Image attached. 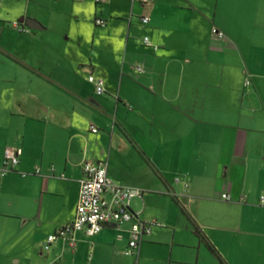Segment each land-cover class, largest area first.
<instances>
[{
    "label": "crops",
    "instance_id": "1",
    "mask_svg": "<svg viewBox=\"0 0 264 264\" xmlns=\"http://www.w3.org/2000/svg\"><path fill=\"white\" fill-rule=\"evenodd\" d=\"M8 147L0 264H222L195 228L224 264H264V0H0V168ZM86 162L162 222L134 254L129 225L43 251Z\"/></svg>",
    "mask_w": 264,
    "mask_h": 264
},
{
    "label": "built area",
    "instance_id": "2",
    "mask_svg": "<svg viewBox=\"0 0 264 264\" xmlns=\"http://www.w3.org/2000/svg\"><path fill=\"white\" fill-rule=\"evenodd\" d=\"M95 1L96 3H103L105 0ZM133 1L144 5L152 0ZM141 22L147 25L150 19L144 16L141 18ZM95 24L99 27H106V22L100 18L95 20ZM15 26L18 27L19 25L15 23ZM214 35L219 39L224 38V35L217 30H214ZM144 44L149 47H155L149 37L144 38ZM135 70L142 72V67L137 66ZM88 82L94 86L98 95L106 92L104 79L91 74L88 77ZM246 85H250L249 80H247ZM92 132L97 133L98 129L92 127ZM21 154L22 151L19 148L8 147L5 149L3 166L0 168V178L5 177L14 167L19 165ZM83 171L84 176L80 181L75 219L71 224L50 235L43 245V251H49L59 239L67 241L71 249L74 250L78 245L77 236L80 233L95 236L111 225L118 227L129 225L130 243L126 254H134L139 249L144 237L150 235L154 227L163 226L157 221L144 222L131 210L132 201L142 197L143 191L139 188L116 183L108 175L107 164L86 162ZM36 173H39V171H36ZM223 198L228 199V196L223 195ZM261 200L264 201V198Z\"/></svg>",
    "mask_w": 264,
    "mask_h": 264
},
{
    "label": "trees",
    "instance_id": "3",
    "mask_svg": "<svg viewBox=\"0 0 264 264\" xmlns=\"http://www.w3.org/2000/svg\"><path fill=\"white\" fill-rule=\"evenodd\" d=\"M195 234L201 239L202 242H204V243L206 244V246H207V248L209 249V251H210L211 253H213V254H214V255L220 260V262H221L222 264H224V262L222 261L220 255L217 253V251L215 250V248H214L211 244H209L208 242H206L205 238H203V237L201 236V234H200V232L198 231L197 228H195Z\"/></svg>",
    "mask_w": 264,
    "mask_h": 264
},
{
    "label": "water",
    "instance_id": "4",
    "mask_svg": "<svg viewBox=\"0 0 264 264\" xmlns=\"http://www.w3.org/2000/svg\"><path fill=\"white\" fill-rule=\"evenodd\" d=\"M28 24L32 29H42L36 21H30Z\"/></svg>",
    "mask_w": 264,
    "mask_h": 264
},
{
    "label": "rangeland",
    "instance_id": "5",
    "mask_svg": "<svg viewBox=\"0 0 264 264\" xmlns=\"http://www.w3.org/2000/svg\"><path fill=\"white\" fill-rule=\"evenodd\" d=\"M159 223H162L161 221H158Z\"/></svg>",
    "mask_w": 264,
    "mask_h": 264
}]
</instances>
